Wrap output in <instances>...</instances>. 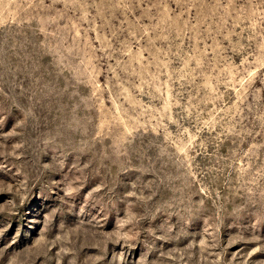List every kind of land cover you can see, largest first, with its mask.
Instances as JSON below:
<instances>
[{"label":"rangeland","instance_id":"374dc122","mask_svg":"<svg viewBox=\"0 0 264 264\" xmlns=\"http://www.w3.org/2000/svg\"><path fill=\"white\" fill-rule=\"evenodd\" d=\"M0 264H264V0H0Z\"/></svg>","mask_w":264,"mask_h":264}]
</instances>
